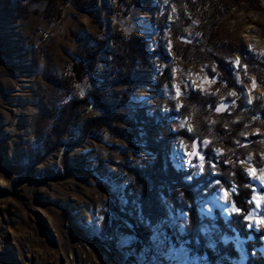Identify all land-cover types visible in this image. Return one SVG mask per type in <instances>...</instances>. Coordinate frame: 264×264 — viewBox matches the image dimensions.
Wrapping results in <instances>:
<instances>
[{
  "label": "rangeland",
  "instance_id": "obj_1",
  "mask_svg": "<svg viewBox=\"0 0 264 264\" xmlns=\"http://www.w3.org/2000/svg\"><path fill=\"white\" fill-rule=\"evenodd\" d=\"M50 1L0 0V264H227L218 258L216 263L208 261L206 255L192 252L184 240L171 241L166 227L180 236L187 222L186 211L175 216L170 213L171 218L157 225L150 242L137 251L131 224L111 210L126 204L129 166L155 155L143 139H136L146 136L147 129L167 128L175 135L170 138L169 157L175 167L191 169L186 179L201 173L187 166L200 163L208 140L189 147L178 131L192 130L191 113L180 114V108L191 91L217 93L218 79L210 72L219 73L210 60L183 61L172 51L169 26L175 5L170 0H150L149 5L144 0H131V6L123 0H98L96 8L79 10L69 1L55 0L60 4L59 19L48 20L45 14ZM220 1L224 6L219 4V9L227 10L214 26L215 39L232 42L264 61L260 44L264 45V0H258V7L250 0ZM198 23L195 17L187 37L198 38ZM114 27L125 34L143 36L149 50H163V56L153 59V80L166 68V82L157 92L150 85L133 92L127 112L135 121L125 136L103 129L68 150L67 142L77 136L82 121L98 112L91 105L83 106L57 147L38 158L40 141L62 104L74 94L84 95L92 86L91 76L86 75L68 91L50 80L51 76L71 74L74 53L86 33L102 30L110 35ZM238 63L239 56L234 53L230 66L241 96L247 104L251 99L264 105V72L259 83L254 74L241 73ZM237 94L225 87L219 100ZM257 130L252 128L243 136ZM220 151L216 146L215 155ZM191 153L196 157L193 161ZM255 154L249 151L239 163L254 192L253 206L246 216L252 218L246 221L253 227L247 228L257 232L264 226L255 225L257 219L264 220V148ZM198 210L201 218L212 219L213 223H203L202 231L207 234L218 227L214 223L217 213L227 221L237 211L224 187L215 188ZM222 239L241 241L242 247L234 242L238 257L231 263L247 264L245 239L237 234L223 235ZM261 241L264 255V237Z\"/></svg>",
  "mask_w": 264,
  "mask_h": 264
},
{
  "label": "trees",
  "instance_id": "obj_2",
  "mask_svg": "<svg viewBox=\"0 0 264 264\" xmlns=\"http://www.w3.org/2000/svg\"><path fill=\"white\" fill-rule=\"evenodd\" d=\"M67 1L79 10L96 8L98 5V0H61ZM144 1L147 5L151 2ZM170 1L176 7L169 26L172 51L183 61L199 63L210 60L219 73L210 72V76H217V93L191 91L184 96L180 108V114L191 113L192 130L178 131L189 147L202 143L203 139L208 140L201 151L204 171L186 179L191 169L175 167L169 157L170 138L175 135L167 128H161L160 131L147 129L146 136H138L136 139H143L155 155L141 162L135 161L129 166L131 179L126 186V204L117 205L111 210L131 224L137 237V251L150 242L157 225L171 218L170 213L175 216L176 212L186 211L187 222L180 236L166 227V233L175 244L184 240L192 252L206 255L208 261L216 263L218 258L232 264L231 261L238 257V251L233 239L224 241L222 236L234 237L237 232L245 239L247 264H264V255L260 251L264 226L257 232L247 228L246 216L253 206L251 199L254 192L250 188V178L239 163L249 151L255 154L258 148H264V105H260L257 100L248 104L245 102L230 66L232 55L237 53L238 70L254 74L260 83L263 81L264 61L232 42L215 39L212 33L214 26L227 10L219 9V4L224 6L220 0ZM250 1L259 6L258 0ZM123 2L132 5L131 0ZM198 10H201L199 15L196 14ZM60 13V4L55 0L50 1L45 14L47 19L57 20ZM195 17L199 21L196 26L198 38L191 39L186 36V31L193 25ZM74 55L76 62L71 65V74L51 76L50 80L69 91L74 82H80L86 75H90L92 86L84 95L74 94L62 104L55 122L40 141L42 148L40 154H37L38 158L48 155L57 147L79 108L83 106L91 105L98 112L82 121L77 136L67 142L68 150L89 136H97L103 129H108L114 135L125 136L135 121V117L127 112L133 92L144 85H150L157 92L167 79V70L162 68L155 82L153 80V59L156 55L163 56V50L160 47L149 50L143 36L125 34L117 27L113 28L110 35L102 30L96 34L86 33ZM225 87L232 88L238 94L220 101L219 97ZM211 116H214L213 120ZM252 128L258 129L256 134L243 136ZM216 146H220L221 150L217 155L214 153ZM255 158L258 159L256 154ZM75 169L80 170L82 167ZM68 171L69 168L66 169ZM200 186L205 189L204 192ZM217 187L226 189L228 201L239 211L233 213L227 221H223L217 213L214 223L218 227H212L211 233L207 234L202 231L203 223L213 222L210 218H201L198 207ZM211 243H214L213 247Z\"/></svg>",
  "mask_w": 264,
  "mask_h": 264
},
{
  "label": "snow or ice",
  "instance_id": "obj_3",
  "mask_svg": "<svg viewBox=\"0 0 264 264\" xmlns=\"http://www.w3.org/2000/svg\"><path fill=\"white\" fill-rule=\"evenodd\" d=\"M255 82H253V84H254ZM249 103H252V101H251V99L248 101ZM191 157H192V161H193V158H196L195 157V155H194V153H191ZM202 157V156H201ZM201 157H199V160H200V163H195V164H189L187 167H189V168H192V167H195V168H198L199 169V171L201 172V173H203V171H204V165L201 163ZM249 171H251V170H249ZM233 191H235V189H233ZM238 210V209H237ZM239 211V210H238ZM246 219H248L249 221H251L252 220V218L251 217H247ZM255 225H264V220H260V219H257L256 221H255ZM248 227H253V225L251 224V223H249L248 224Z\"/></svg>",
  "mask_w": 264,
  "mask_h": 264
},
{
  "label": "water",
  "instance_id": "obj_4",
  "mask_svg": "<svg viewBox=\"0 0 264 264\" xmlns=\"http://www.w3.org/2000/svg\"><path fill=\"white\" fill-rule=\"evenodd\" d=\"M235 243H236V245H237V246H240V247H242V246H241V245H242V244H241V241H238V240H236V242H235Z\"/></svg>",
  "mask_w": 264,
  "mask_h": 264
},
{
  "label": "bare ground",
  "instance_id": "obj_5",
  "mask_svg": "<svg viewBox=\"0 0 264 264\" xmlns=\"http://www.w3.org/2000/svg\"><path fill=\"white\" fill-rule=\"evenodd\" d=\"M260 44L262 45V47H264V45L260 42ZM238 239H240L239 237H238Z\"/></svg>",
  "mask_w": 264,
  "mask_h": 264
}]
</instances>
